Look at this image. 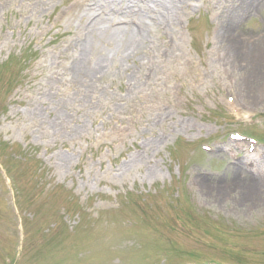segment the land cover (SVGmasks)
<instances>
[{
  "label": "rangeland",
  "instance_id": "rangeland-1",
  "mask_svg": "<svg viewBox=\"0 0 264 264\" xmlns=\"http://www.w3.org/2000/svg\"><path fill=\"white\" fill-rule=\"evenodd\" d=\"M150 1L171 8L173 32L157 29L134 54L97 39L101 71L84 84L65 68L82 57L91 19L114 28L133 18L100 7L77 18L72 0H0V264H264V205L233 207L232 192L213 200L197 179L223 189L264 180V73L258 104L237 95L255 50L232 40L264 50V7L223 40L241 0ZM227 94L252 122L231 119ZM233 130L260 140L253 154L229 140Z\"/></svg>",
  "mask_w": 264,
  "mask_h": 264
},
{
  "label": "bare ground",
  "instance_id": "bare-ground-1",
  "mask_svg": "<svg viewBox=\"0 0 264 264\" xmlns=\"http://www.w3.org/2000/svg\"><path fill=\"white\" fill-rule=\"evenodd\" d=\"M94 6L90 8H82L83 0H72L71 5L69 6V12L77 13V18H80V12L83 13L82 18H84L90 11L94 10V7H100L105 10H110L111 13L114 14V17H131L133 18L131 21V26H122V27H114L109 28L104 25V18L102 15H96L91 22L90 33L87 39H83V52L82 57L74 59L66 68L65 71L76 76L75 81L77 82L79 76L81 74L86 75V80H82L83 83L89 84V80L94 78L97 72H100V61L99 56L101 53H98L93 58L91 57V53L94 54L95 46L94 42L98 39L101 42L112 43L115 47L114 52L116 55L118 53L126 50L129 54H134L136 51L140 50L146 42L147 38L149 39L151 33H157V29L165 28L168 29L169 32H173L172 20L169 18L171 8L166 4H160V8L157 10L156 8H150V5L147 2H151L150 0H139L138 3L143 4L140 5L138 3L131 2L129 0H91ZM147 1V2H146ZM174 2V0H171ZM180 1V0H178ZM188 0H184V7H189ZM242 3L239 8L233 7L231 4V8L228 12L227 23L223 24L222 32L220 33V39L222 37L225 39V33H235L236 30L234 27L235 20L239 15L251 14L252 10L256 8H263L264 1L260 0H241ZM161 3V1H160ZM176 12L171 13V18ZM94 14H96L94 12ZM93 14V15H94ZM79 16V17H78ZM81 18V19H82ZM80 19V20H81ZM107 22V21H106ZM136 23V25H133ZM225 26V27H224ZM234 29V30H233ZM239 35V34H238ZM241 36V35H240ZM82 40V39H81ZM233 41H236L235 44L239 48H245L246 50H255L252 53V58L254 61L244 60L245 54L240 58L242 59V68L243 76L237 79V95L244 94L246 96L247 102L258 104L261 100L260 94V85L255 82L258 73L260 75L264 73V50H262L263 41L262 40H250V39H242L240 37L233 36ZM264 40V39H263ZM262 43V45H261ZM124 50L121 51V49ZM236 47L231 44L230 51H235ZM123 54V53H122ZM234 54L229 53V51H225V57L229 58L232 61ZM102 57V56H101ZM107 57V56H106ZM91 58L93 60H91ZM95 59V60H94ZM256 74V75H255ZM80 80V79H79ZM77 86H81L79 83H75ZM239 86V88H238ZM249 107L250 105L246 103ZM241 162V161H240ZM242 163V162H241ZM240 163V164H241ZM237 165L227 166L228 169H235ZM198 183L205 187L206 191L213 192L211 198L216 201H220L222 197V193L229 194L233 193L232 198V206L234 207L237 203H239L242 207H246L248 209L258 208L264 205V180L258 178H252L250 176L245 180L242 185L240 183L231 184V186L218 188L214 186H210L209 181H212L214 178H204L197 177ZM208 183V184H206ZM239 188V191H237ZM237 191V192H236ZM225 192V193H224ZM239 207V205H236ZM235 207V208H236ZM237 209V208H236Z\"/></svg>",
  "mask_w": 264,
  "mask_h": 264
}]
</instances>
